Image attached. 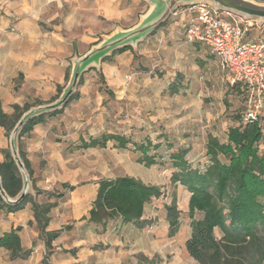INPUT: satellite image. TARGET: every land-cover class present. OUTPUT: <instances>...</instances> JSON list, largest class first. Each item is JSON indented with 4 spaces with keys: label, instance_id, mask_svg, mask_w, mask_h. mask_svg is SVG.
<instances>
[{
    "label": "rangeland",
    "instance_id": "1",
    "mask_svg": "<svg viewBox=\"0 0 264 264\" xmlns=\"http://www.w3.org/2000/svg\"><path fill=\"white\" fill-rule=\"evenodd\" d=\"M32 1L0 0V103L10 113L14 103L22 110L25 105H28L27 109L37 108L58 100L69 84L73 61L113 32L136 25L149 9L146 2L119 21H106L98 16L97 22L86 11L74 12L72 1L60 5L49 1L37 22L42 32L60 35L67 41V46L53 45L54 51L40 50L50 57L42 58L48 63L38 66L33 61L30 66L31 56L36 53V34L27 26L24 31L18 30V22L27 18L17 19L12 8L38 4ZM253 1L264 3V0ZM189 7L179 6L169 14L164 25L156 27L146 37L147 40L144 38L131 45L135 51L130 61L102 62V59L89 66L82 72L73 93L78 96L67 101L62 112L38 125V137L28 134L21 138V149L29 155L35 180V188L29 189V198L39 203L56 201L51 212L55 213L56 230H60V234L48 252L36 225H28L23 234L24 249L29 250L27 256L10 259L8 253L0 249V264H60V261L69 260L62 256L64 252L72 254L82 250L86 253L91 242L88 238L82 239L85 231L76 224L77 217L85 213L92 201L89 197L83 203L84 196L96 189L100 178L119 175H131L160 185L165 194L145 205L143 218L149 220V224L143 229L130 224L120 229L111 225L106 236L111 247V264H146L145 258H157L160 260L157 264H198L185 250L190 230L189 194L181 185H171L169 151L164 144L168 141L175 148L189 146L186 157L190 164L203 168L207 163L205 142L208 136L225 141L227 128L235 124L233 116H241L244 112L245 93L240 86L229 83L219 61L207 46L185 40L183 29L194 19ZM178 19L182 23L176 25L180 38L176 44L170 38L174 34L167 37V26ZM250 30L249 38L256 40L264 36V22H258ZM143 44L150 51H139ZM126 75L131 78L129 81L124 79ZM172 81L176 82L173 89L177 92L169 87ZM122 86H127L128 90L125 97L119 99L116 90ZM262 128L264 132V122ZM112 132L129 135L136 142L147 137L155 143L160 141L163 163L151 166L138 163V153L132 150L131 144L127 150L115 148L111 142L105 148L83 151L69 146L78 142L79 136L97 137ZM9 134L3 130L0 138L3 147L8 149ZM33 138L42 141L35 144ZM260 148L264 149V146ZM37 191L41 193L36 194ZM59 192L64 194L61 198L47 197V193ZM173 195H176L177 208L181 210V225L173 236H169L164 205ZM32 231L37 236H32ZM215 235H219L218 230ZM78 242L82 245L74 247ZM83 257V261L87 260L84 264H92V256L86 254Z\"/></svg>",
    "mask_w": 264,
    "mask_h": 264
},
{
    "label": "trees",
    "instance_id": "2",
    "mask_svg": "<svg viewBox=\"0 0 264 264\" xmlns=\"http://www.w3.org/2000/svg\"><path fill=\"white\" fill-rule=\"evenodd\" d=\"M126 50H132L131 46L126 45L112 51L102 62H110L114 55ZM175 84L172 81L169 86L173 92H177L173 89ZM77 96L74 94L70 101ZM27 108L28 105L23 106V109ZM22 110L14 103L12 112L6 113L0 104V126L6 133L12 130L23 115ZM60 112L61 109L52 110L28 119L18 135V155L28 171L33 188V170L21 149L20 140L38 124ZM241 117L242 115L233 116L235 124L227 128L225 141H220L217 136H208L205 142L207 163L203 168L190 164L186 157L190 152L189 146L175 148L168 141L164 144L169 151L167 160L172 170L170 183L172 186L181 185L189 194L187 216L190 230L185 250L198 264H264V149L260 148L261 145L264 146V118L259 116L243 122ZM78 139V142L69 145L71 149L83 151L105 148L111 142L113 147L127 150L131 144L132 150L138 153V163L144 166L163 163L160 151L163 144L160 141L155 143L148 137L136 142L129 135L112 132L102 133L97 137L79 136ZM1 154L0 183L6 195L15 198L22 189V177L9 149L3 148ZM40 193L41 191L36 192ZM164 194L160 185L141 181L131 175L100 178L88 214L82 219L99 225L102 230L115 221L143 229L149 224V220L143 218L145 205ZM63 195V192L47 193L48 198H61ZM27 203H30L29 207L39 230L38 236L50 252L52 242L60 234V230L47 229L50 212L56 201L39 203L27 194L22 201L7 204L0 196V209L6 213L20 211ZM164 210L168 235L173 236L181 225V210L177 208L176 195L164 205ZM21 228L20 225L11 226L0 235V249L6 251L10 259L25 257L29 252L21 244ZM216 230L219 231L218 236L215 235ZM145 261L146 264L160 262L157 258H145Z\"/></svg>",
    "mask_w": 264,
    "mask_h": 264
},
{
    "label": "crops",
    "instance_id": "3",
    "mask_svg": "<svg viewBox=\"0 0 264 264\" xmlns=\"http://www.w3.org/2000/svg\"><path fill=\"white\" fill-rule=\"evenodd\" d=\"M20 2L23 3V0H19ZM49 1H53L56 2V4L60 5L61 3L64 2H74V12H76L77 10H82V11H86L88 12V14L90 16H94L95 20L98 22L97 17L100 16L103 20L106 21H119L121 19H123L124 17H126L127 15H130L131 13H134L135 11H137L140 6L146 5L145 0H33L32 2H36L38 4H36L35 6L32 7H23V6H19V8H12V14L17 16V19H23V18H27L26 20H21L18 25V30L19 31H24L27 28L24 27H30V30H32V32L34 34H36L35 37V43H37L34 48V50H36V53L31 56V64L32 62L35 61L36 65L41 66V63H48L47 61L43 60L42 58H50L47 55H43V52H40V50H48L50 51H54L56 50V48L53 45H58L59 48H61L60 46H64V48L67 46V41L64 40L60 35L55 34V33H50L49 35H47L46 32H42L41 28L39 27V22H37V18L42 14V12L45 9V3H49ZM40 3V4H39ZM174 23L172 25V23H169L167 26V29L169 28V33L167 34V37L170 34H174V37H170L172 40V43H176L178 44V42H176L178 39H180L178 37L179 35V27H177L176 25L181 24L182 20L178 19V20H173ZM27 24V25H26ZM176 26V27H175ZM24 29V30H23ZM160 33L164 34L163 32L160 31ZM165 36L162 35V38H164ZM148 38H146L147 40ZM184 42V41H183ZM52 43V44H51ZM146 44H143L140 48L139 51L141 52H148L150 51L148 48H145ZM133 51H135V49L132 50H126L123 53L120 54H116L113 56L112 61H116L117 63H124L125 61L132 59V57L134 56ZM56 54V51H55ZM53 54V55H55ZM58 55V54H57ZM57 57V56H55ZM57 60L59 61L60 58H57ZM61 65V64H60ZM123 78V77H122ZM125 79V78H124ZM125 81V80H124ZM238 86V85H237ZM128 87L127 86H122L121 89L116 90L117 93V97L123 98L125 97V95L127 94ZM1 104V103H0ZM1 108L4 112L8 113L7 109H4L1 105ZM39 125V124H38ZM37 127L34 128L33 131L30 132L31 137H38V133H37ZM4 129L0 126V138H2V131ZM29 134V135H30ZM35 144H37L38 142L42 141L40 139H34ZM3 145H2V141H0V160L3 159V156L1 155V150L3 149ZM24 152V151H23ZM25 153V152H24ZM25 155L27 156V158L29 159V155H27L25 153ZM30 161V159H29ZM95 191L96 189H94L93 191L91 190V194H85L84 196V200H87L89 197H91V200L94 199V195H95ZM76 196H79L78 193H75ZM81 201H79L80 203ZM92 202V201H91ZM91 204L88 205V207L85 210V213L80 215L79 217H77V222L76 224H78L79 227H81L85 232V237H83L82 239H86L88 238L91 242L90 244V249L86 252L83 253L82 250H77L74 251L72 254H70L69 252H64V254L62 256L69 258L68 261H60V264H84V262L86 263V261H83V256L86 254H89L90 256H92L94 259L91 261L92 264H111L113 261L110 258V254H111V247L107 244L106 241V236L109 232V229L111 227V225L114 226V228L120 229L123 225L120 224L119 221H115V223H109L106 227L105 230H102L101 227H99V225L95 224V223H91V222H87L86 220H83L82 218L85 217V215L88 214V209L90 208ZM51 216H50V221L48 223L47 229L51 230V231H55L56 230V226H57V222L55 223V219H54V215L55 213L50 212ZM78 219H80V221H78ZM29 221H31V223H29ZM17 225H20L22 228V230L20 231V237H21V244L24 247L23 244V234H25L27 232V227L28 225L34 226L35 222L33 219V214L31 212V209L29 207V205L27 204L26 207L20 211L17 212H11V213H6L4 212L2 209H0V235L3 232H6L8 229L12 227H15ZM110 225V226H109ZM32 236H37V233L32 231ZM101 244V246H99ZM76 245H82L81 242H78L75 244L74 247H76ZM58 251V250H57ZM72 258V259H71Z\"/></svg>",
    "mask_w": 264,
    "mask_h": 264
},
{
    "label": "built area",
    "instance_id": "4",
    "mask_svg": "<svg viewBox=\"0 0 264 264\" xmlns=\"http://www.w3.org/2000/svg\"><path fill=\"white\" fill-rule=\"evenodd\" d=\"M189 9L194 19L183 29L185 40L207 46L229 83L244 90L243 122L264 118V36L256 40L248 36L258 21L208 3H196ZM124 78L131 79L129 75Z\"/></svg>",
    "mask_w": 264,
    "mask_h": 264
},
{
    "label": "water",
    "instance_id": "5",
    "mask_svg": "<svg viewBox=\"0 0 264 264\" xmlns=\"http://www.w3.org/2000/svg\"><path fill=\"white\" fill-rule=\"evenodd\" d=\"M149 4L148 11L142 15L138 23L130 28L117 30L101 43L94 45L87 53L73 61L72 72L69 84L61 94L60 98L52 104L37 106V108L27 109L14 124L9 134V151L14 163L22 177V189L15 198H9L0 183V196L7 204H14L22 201L32 187L30 176L25 169L23 162L18 155V135L23 128V124L30 118L41 113L52 112L61 109L73 96L80 76L89 66L99 63L100 60L121 47L135 45L139 41L152 34L153 30L167 20L169 14L182 5H195L196 3H208L214 7L231 11L238 16L264 22V3L253 0H145Z\"/></svg>",
    "mask_w": 264,
    "mask_h": 264
}]
</instances>
